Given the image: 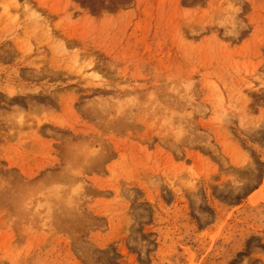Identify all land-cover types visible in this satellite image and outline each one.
<instances>
[{
    "label": "rangeland",
    "instance_id": "374dc122",
    "mask_svg": "<svg viewBox=\"0 0 264 264\" xmlns=\"http://www.w3.org/2000/svg\"><path fill=\"white\" fill-rule=\"evenodd\" d=\"M0 264H264V0H0Z\"/></svg>",
    "mask_w": 264,
    "mask_h": 264
},
{
    "label": "bare ground",
    "instance_id": "6f19581e",
    "mask_svg": "<svg viewBox=\"0 0 264 264\" xmlns=\"http://www.w3.org/2000/svg\"><path fill=\"white\" fill-rule=\"evenodd\" d=\"M254 199V197H252V200Z\"/></svg>",
    "mask_w": 264,
    "mask_h": 264
}]
</instances>
